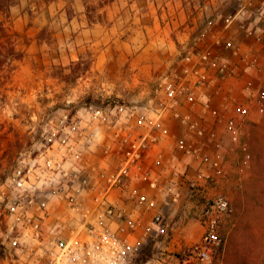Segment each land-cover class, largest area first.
I'll list each match as a JSON object with an SVG mask.
<instances>
[{
  "label": "rangeland",
  "instance_id": "374dc122",
  "mask_svg": "<svg viewBox=\"0 0 264 264\" xmlns=\"http://www.w3.org/2000/svg\"><path fill=\"white\" fill-rule=\"evenodd\" d=\"M243 1L17 0L8 12L0 11L13 45L23 53L9 64L0 56V190L19 160L49 147L53 133L59 137L72 129L78 138L84 130L94 136L87 172L79 179L87 180L88 187L97 178L104 183L128 144L114 137L115 130H144L137 119L149 116L150 99L163 74L177 66L185 49L208 42L197 37L208 19L237 12ZM242 16L248 24L249 16ZM241 38L237 34L248 43ZM79 59L76 79L63 80ZM263 122L264 114L241 130L240 144L229 143V152H224L229 178L212 191L224 193L232 211L221 222L222 243L211 264H229L243 249L252 251L256 264H264L263 157L257 160L264 149ZM161 145L168 152L174 146L170 138ZM178 185L176 200L167 196L169 201L158 202L163 212H184L196 222L190 234L194 244L203 231L204 193L187 183ZM119 204L133 212L129 219L141 213L129 237L136 242L135 254L121 264H183L186 248L169 246L170 232L149 223L152 211H142L129 200ZM0 264L47 260L38 251L9 254L0 234Z\"/></svg>",
  "mask_w": 264,
  "mask_h": 264
},
{
  "label": "built area",
  "instance_id": "2783aa9c",
  "mask_svg": "<svg viewBox=\"0 0 264 264\" xmlns=\"http://www.w3.org/2000/svg\"><path fill=\"white\" fill-rule=\"evenodd\" d=\"M197 37L209 40L185 49L177 66L163 74L149 116L137 119L144 130H115L114 137L128 144L104 183L97 178L88 187L79 179L94 138L86 130L80 138L75 129L53 133L49 147L19 160L0 190V234L9 254L38 251L47 264H121L135 254L129 237L141 213L129 219L133 212L119 202L152 211L150 223L162 231L157 194L171 179L205 198L202 234L182 262L212 263L222 243L221 222L232 211L229 198L212 191L229 178L224 152L264 114V0H245L237 12L208 19ZM165 138L174 144L171 152L161 145Z\"/></svg>",
  "mask_w": 264,
  "mask_h": 264
},
{
  "label": "trees",
  "instance_id": "16d2710c",
  "mask_svg": "<svg viewBox=\"0 0 264 264\" xmlns=\"http://www.w3.org/2000/svg\"><path fill=\"white\" fill-rule=\"evenodd\" d=\"M16 2L17 0H0V11L5 12V13L8 12L11 6H13ZM0 36H3L4 38L3 41L0 43L2 45V48H0V56L2 57V62L9 64L10 61L14 59H20L23 53L19 51L18 49H16L15 46L13 45L11 41V37L2 21H0ZM81 64H82V61L80 59L79 61L75 62L74 67L71 68V71L62 76L63 80L69 81V80L76 79L77 70L81 67ZM87 68H88V65L84 67V69H87ZM256 157H258V155H256ZM261 158L263 160V165H261L262 166L261 175L264 176V149L259 154V157L257 159L259 160V163L261 161ZM251 252L252 251L248 249H245V250L243 249V251H241L242 254L239 253L235 259H232L231 262H229V264H256ZM182 258H184V256Z\"/></svg>",
  "mask_w": 264,
  "mask_h": 264
},
{
  "label": "crops",
  "instance_id": "0c3cea01",
  "mask_svg": "<svg viewBox=\"0 0 264 264\" xmlns=\"http://www.w3.org/2000/svg\"><path fill=\"white\" fill-rule=\"evenodd\" d=\"M170 180L171 179L165 182L163 186V190L157 194L159 200L166 199V201H169L170 198H172L174 194L177 192L176 190L179 187V185L177 184V182L171 183ZM172 180L175 181L176 177H174V179ZM169 189L171 190L168 191ZM167 196H171V197L170 198L168 197L167 199ZM179 200L180 199H178V201ZM183 213L176 214L174 211L163 212L164 225L162 226V231H164L166 234L170 232V235H172L171 240L168 242L170 247L175 246L177 248L180 247L188 248L191 245H193L192 242L194 241H192V239L190 238V234L192 233L191 229L196 228V222L189 220V217H187L188 215Z\"/></svg>",
  "mask_w": 264,
  "mask_h": 264
}]
</instances>
